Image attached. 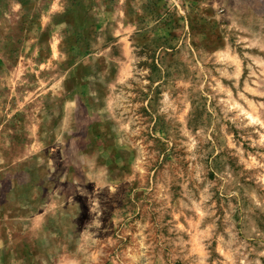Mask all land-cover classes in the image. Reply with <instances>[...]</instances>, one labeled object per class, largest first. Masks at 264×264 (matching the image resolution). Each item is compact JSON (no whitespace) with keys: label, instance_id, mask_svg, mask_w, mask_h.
I'll return each mask as SVG.
<instances>
[{"label":"rangeland","instance_id":"1","mask_svg":"<svg viewBox=\"0 0 264 264\" xmlns=\"http://www.w3.org/2000/svg\"><path fill=\"white\" fill-rule=\"evenodd\" d=\"M57 116L136 154L71 218ZM0 264H264V0H0Z\"/></svg>","mask_w":264,"mask_h":264},{"label":"crops","instance_id":"2","mask_svg":"<svg viewBox=\"0 0 264 264\" xmlns=\"http://www.w3.org/2000/svg\"><path fill=\"white\" fill-rule=\"evenodd\" d=\"M47 54L49 56V53ZM102 58L105 59L106 55H103ZM76 67L79 66L75 64L72 68L73 71L76 70ZM113 68L112 65H106L103 66L102 71L108 75L112 73L111 71L114 72ZM66 71L62 78L64 103L72 105L76 104V98L71 95V92L68 93ZM101 87L102 89L107 87V80H103ZM67 96L73 98H69L67 101ZM77 97L79 100L82 99L81 94H77ZM57 118H55L56 121L61 122L60 126L57 128L56 125H53L48 130L46 146L42 148V154H45L46 159V163L43 164L46 165L40 169L46 176L47 185L44 183V194L41 197L46 199L47 186L51 184L54 186L53 184L56 183L61 186L64 182L67 190L61 188L57 197H60L62 205L66 208L65 215L71 218L76 217V214L72 212L73 208H76L77 211L80 210L78 215L85 209L86 187L89 184H101L105 180L106 172L112 173V185L119 184V178H130L134 174L136 154L133 147L123 138L121 130H114L115 128L111 127L112 133L107 128L106 135L100 137L97 135L100 123L104 124L106 121L104 118L102 120L100 116L98 123L89 122V116H57ZM101 134H104V131ZM98 138L99 143L96 141ZM56 205L54 204V206Z\"/></svg>","mask_w":264,"mask_h":264}]
</instances>
